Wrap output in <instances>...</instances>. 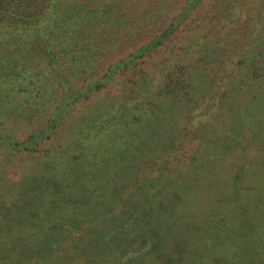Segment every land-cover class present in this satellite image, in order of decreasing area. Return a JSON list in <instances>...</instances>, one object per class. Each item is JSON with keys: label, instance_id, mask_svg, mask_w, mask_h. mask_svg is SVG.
<instances>
[{"label": "trees", "instance_id": "obj_1", "mask_svg": "<svg viewBox=\"0 0 264 264\" xmlns=\"http://www.w3.org/2000/svg\"><path fill=\"white\" fill-rule=\"evenodd\" d=\"M69 1L0 0V47L21 42L33 49L19 52L8 43L6 46H13V52H17L15 63H0L7 66L0 67V146L12 155L28 152L35 156L38 143L33 142V134L18 140L7 133V122L30 125L36 120L43 131L47 125L53 129L50 134L54 136L44 134L43 139L55 138L80 95L83 101H89L107 90L106 82L112 78L108 69L114 67L113 62L86 90L78 68L95 65L76 63L68 58V52L98 56L102 48L124 42L126 35L134 36L136 43L138 35H151L138 44L134 59L141 58L142 51L166 49L164 59L175 61L164 78L165 93L204 91L206 87L189 79L191 72L202 79L208 74L210 84L218 83L221 89L208 95L205 111H213L217 117L220 109H234L236 115L222 144L216 146L210 138L201 142L202 134L212 125L208 120L189 137L198 151L184 149L183 155L164 165L160 173L158 168L142 165L135 170L129 168L131 178L122 177L116 169L132 159L134 153L129 152L141 146L140 142H104L99 148L106 156L91 152L95 149L91 144L55 142L38 157L57 162L42 163L37 170L40 174L27 176L29 183L23 190L15 194L0 192V264H199L200 258L208 257L210 247L226 250L223 258L214 256L218 264H264V0H244V16L248 18L237 25L242 12L235 5L223 26L214 31V39L203 36L196 50L186 44L191 33L186 27H191L193 6L203 0H80L74 6ZM69 7L78 13L72 20ZM250 7L253 12L246 14ZM235 14L238 17L233 21ZM209 23L214 25L211 20ZM234 25L239 34L243 29L255 33L237 45L228 30H234ZM55 27L66 45L60 48L55 39L50 42L54 49H50V43L41 48L38 38L47 35V28L51 32ZM36 48L39 51L33 52ZM59 58L65 60L63 72L50 65H56ZM220 78L224 81H218ZM134 88L131 81L130 89ZM108 107L113 112L119 110L114 100ZM87 118L95 120L98 116ZM121 121L129 122L126 116ZM85 127L98 132L103 128L115 130L120 136L118 126L88 121ZM200 154L207 157L205 165L199 162ZM229 155L235 159L233 180L210 176L208 170ZM154 160L152 156L149 161ZM219 172L224 173L223 167ZM157 180H168L169 185L153 190ZM12 181L2 179L0 187L5 186L2 182ZM103 187L101 194L109 202L114 203L116 198L119 202L113 211L112 204H104L110 213H99L98 220L95 214L87 218L81 212L93 211L92 195H100ZM136 209L139 216L134 223L139 229L126 228V220ZM102 226L109 227L107 242L92 238ZM133 230L138 233L134 235Z\"/></svg>", "mask_w": 264, "mask_h": 264}, {"label": "rangeland", "instance_id": "obj_2", "mask_svg": "<svg viewBox=\"0 0 264 264\" xmlns=\"http://www.w3.org/2000/svg\"><path fill=\"white\" fill-rule=\"evenodd\" d=\"M79 1L80 0H70L69 5L73 4L74 6ZM58 5L59 4H57V6ZM235 5L239 7L242 12L241 17L236 22L237 25L238 23L244 22V19L248 18V15L244 16V0L240 3H237V0H203L196 3L193 6L195 8L189 16L192 22L191 27H186V29L191 30V33L186 40V44H189L191 49L196 50V46L201 42L203 36H208L211 39H214V31L223 26L226 22L225 16L231 8H236ZM69 11L70 20L78 15L73 7H69ZM188 11L189 10L184 13L183 17L188 14ZM252 12V7L246 8V14H251ZM237 17V14H235L232 17V20L236 21ZM210 20L214 25L209 23ZM233 29L234 30H230L228 28L229 32L233 33L237 45H239L240 42H244V38H246L245 36H250L255 33L253 29H243L241 30V34H239L235 25ZM58 30L59 29L55 27L54 30L49 32V28H47V31L45 32L47 35L38 38L42 45L41 48H46V45L55 39H58L60 48H62L63 45H66V42L62 41V35H59ZM139 32L143 33L142 29ZM152 32H154V30H146V33ZM125 38L126 40L122 43H118L109 48H102L100 50L101 54L98 56H85L83 55L85 53L73 50L68 52V58L76 63L89 62V64L95 65L92 68H88L87 66H81L78 68L82 79L85 81L86 90L90 88L91 84L99 80L100 73L110 66L109 62H113L114 67L108 69L110 73L112 72V78L106 82V91L98 92L96 96L91 97L89 101H83V96H79L78 103L69 109L65 115V126L59 128L60 136L57 135V137L51 138L54 136V134H50L53 130L51 129V126L47 125L43 131L40 128L42 124L36 120L30 125L19 121H13L11 124L7 122L6 125H4V128H7L6 132L12 134L18 140L26 139L27 136L29 137L33 134L32 139L34 143H38L35 147L39 152L38 154H34L37 156L36 158H34L35 156H29V154H27L28 152L19 154L18 157H16V155H12L7 149L0 146V180L4 179L6 181H12L13 179L9 184L2 182L5 186L0 187V192L6 191L8 194H15L17 191L23 190L29 183L27 182V176L30 173L40 174L37 170L42 163H45L46 161L52 163L55 161L57 162V160L53 158L38 157L39 154L48 151L55 142H65L66 144L68 142H82L83 146L91 144L95 148L92 149L91 152L96 150V153L100 156H106V154L101 152L99 148L104 142H140L141 146L133 147L134 150L129 152V154L134 153L132 159H130V161L127 160L125 164L120 163L122 167L116 169V171L121 172L122 177L131 178L133 174L132 172H127L129 168L135 170L136 166L142 165L143 168L150 167L153 170L158 168L159 170L157 173H160L164 165L170 163L171 160L176 158V156L183 155L182 151L184 149L198 151L199 149H196L190 144L191 141L189 140V137L208 120L211 121L212 125L209 126L211 128L206 134H202L203 138L201 142H206V139L210 138V140H213V144L218 146L227 141L229 131L232 128L230 127L229 122L231 118L236 115V111H234V109L231 111L220 109L217 112L218 114L216 117V114L213 111H205L204 109L206 108L207 103H209L208 100H210L212 94H216L220 91L221 88L218 87V83L211 85L208 74L202 79L197 72H191L189 80L194 84L206 87V90L194 92L189 91V94L165 93L164 78L172 71L175 61L168 62L164 59L167 56L166 49L161 50L160 52L149 50L145 52L142 51L141 58L134 59L135 50L138 44L150 39L151 35H138L137 43L134 40V36L126 35L124 39ZM8 43L16 46L19 52L33 50L30 49L31 47H25L21 42ZM8 43H4L0 47V63L13 65L15 63L14 56L17 52H13V46H6ZM54 48L55 45L50 43V49L52 50ZM230 48L231 46L228 45L227 49L229 50ZM36 51L39 50L36 48L33 52ZM258 52L259 51L256 53ZM28 55L30 57L31 53H28ZM123 56L127 57L121 58ZM55 62L56 65H53V63L50 62L52 69L59 68L63 72L65 60L59 58ZM1 65L2 64H0V67H3ZM6 67L7 66L5 65L3 69H7ZM170 77H172V74ZM204 80L206 81L204 82ZM220 80L224 81L222 78L218 81ZM131 81H134L135 83V88L132 90L130 89ZM208 95L210 97H208ZM111 100H114V103L119 106V110L116 109V111L113 112L112 108L108 107ZM216 100L217 97L212 102H215ZM124 111L128 112V114ZM95 115L98 116L95 120L87 118L88 116L91 117ZM123 116H126L129 122H122L121 120ZM88 121H92L99 126L102 124L118 126L120 136L122 137L123 132V137L120 138L115 130L114 132H110L107 131L106 128H103L99 132V129L91 130L89 127H85V124ZM233 127L237 126L235 125ZM242 129L243 128L239 130ZM44 134L48 137L51 135V137L45 140L42 138ZM246 136L247 135H245V138H247ZM114 137H117L118 140ZM167 142L171 143L170 147H166ZM203 146H206V144H201V147ZM139 149L143 150L139 151ZM152 156L155 157L154 162L149 161ZM231 157L232 155H229L226 158L219 160L215 168L208 170L209 175L217 178L218 176L219 178H225L227 176L225 180L232 181V166L235 167V159H231ZM206 159L207 157L205 154H200L199 162L201 164L205 165ZM210 162L211 160L208 159V164ZM222 167L224 173L219 172ZM229 168H231V170H229ZM228 171L229 174L227 175L226 172ZM143 173L145 174V172ZM168 185V180H161L160 182L157 180L152 185V189L155 190L159 187ZM102 189L103 191L100 189V195H92L94 197L92 198V201L94 202L90 205L93 211L81 212L82 214H86L87 218L89 215L95 214V219L98 220L99 213L101 216L110 213V211L115 209L117 202H119L118 198H116L114 203H112V201L109 202V200L105 198L106 196L101 194V192L104 193L105 191L104 187ZM98 200H100V204L94 205ZM104 204H112L110 207L111 210L107 211ZM123 208H126V202L123 204ZM136 210L135 213H130V218L126 220V228L131 226L132 228L139 229L138 225H135L134 223V218L139 216V209ZM229 213L232 214V212ZM108 228V226H102V228L93 232L94 234H92V238H99L100 240L107 242L110 238V233L107 231ZM136 233H138V231L133 230V234L135 235ZM225 253V249L220 250L218 248L210 247V250L208 249V253L206 254L208 257L200 258L199 264H218V260L215 259L214 256L223 258L222 256H224Z\"/></svg>", "mask_w": 264, "mask_h": 264}]
</instances>
